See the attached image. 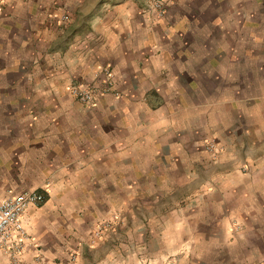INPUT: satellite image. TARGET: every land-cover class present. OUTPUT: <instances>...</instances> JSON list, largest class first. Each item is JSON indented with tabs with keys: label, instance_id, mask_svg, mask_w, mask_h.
<instances>
[{
	"label": "crops",
	"instance_id": "1",
	"mask_svg": "<svg viewBox=\"0 0 264 264\" xmlns=\"http://www.w3.org/2000/svg\"><path fill=\"white\" fill-rule=\"evenodd\" d=\"M147 5L0 0V200L44 195L23 220L45 264H260L264 0ZM102 68L115 90L82 105Z\"/></svg>",
	"mask_w": 264,
	"mask_h": 264
},
{
	"label": "built area",
	"instance_id": "2",
	"mask_svg": "<svg viewBox=\"0 0 264 264\" xmlns=\"http://www.w3.org/2000/svg\"><path fill=\"white\" fill-rule=\"evenodd\" d=\"M168 6V0H148L147 11L161 17L167 14ZM61 19L66 20V16ZM94 77L89 83L70 84L71 96L84 106L96 105L100 96L115 90L114 75L109 68H102ZM208 147L215 149L213 143H209ZM44 199L42 193L28 191L11 194L0 200V254L9 259V264H45L41 248L32 242L23 220L28 207L32 204H40ZM106 230H114L112 221L100 223L96 228L97 236H101ZM32 246L36 248L34 260L32 263H26L23 255ZM260 264H264V259Z\"/></svg>",
	"mask_w": 264,
	"mask_h": 264
},
{
	"label": "rangeland",
	"instance_id": "3",
	"mask_svg": "<svg viewBox=\"0 0 264 264\" xmlns=\"http://www.w3.org/2000/svg\"><path fill=\"white\" fill-rule=\"evenodd\" d=\"M147 1H148V0H147ZM168 1H169V0H168ZM169 6H170V5H169ZM169 6H168V8H169ZM167 13H168V12H167ZM107 221H111V220H107ZM107 221H103V222H107ZM103 222H101V223H103ZM99 224H100V223H98V224L94 227V232H93V235H92V239H91V243H90V244H95V241H99V240L103 239L104 236H105L107 233H112V232H115V230H116V226H114V230H106L101 236L98 237L97 234H96V228H97V226H98ZM84 249L89 250V248H84ZM84 249H83V250H84ZM75 256H76V255H72V258H71V262H72V264H74ZM94 257H97V255H96V256L94 255ZM94 257H92V255H91V253H90V251H89V253H88L87 256H85V255L82 256V264H91V259L94 258ZM100 257H102V254H99V258H100ZM133 258H135V259H133ZM119 264H121V262H120ZM130 264H154V262H153L152 259H150V258H146L145 256H142V257H141V256H137V257H132Z\"/></svg>",
	"mask_w": 264,
	"mask_h": 264
}]
</instances>
